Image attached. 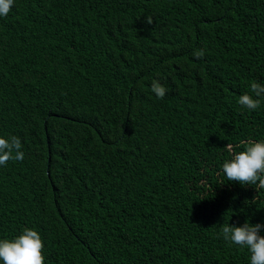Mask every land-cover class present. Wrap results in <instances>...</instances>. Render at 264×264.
<instances>
[{"label": "trees", "instance_id": "16d2710c", "mask_svg": "<svg viewBox=\"0 0 264 264\" xmlns=\"http://www.w3.org/2000/svg\"><path fill=\"white\" fill-rule=\"evenodd\" d=\"M253 81L264 0H15L0 137L25 155L0 166V240L37 231L44 264H250L220 232L264 224V189L222 172L264 141Z\"/></svg>", "mask_w": 264, "mask_h": 264}, {"label": "clouds", "instance_id": "9594fccd", "mask_svg": "<svg viewBox=\"0 0 264 264\" xmlns=\"http://www.w3.org/2000/svg\"><path fill=\"white\" fill-rule=\"evenodd\" d=\"M15 0H0V17H7L14 6ZM151 17L146 23L152 24ZM204 50L193 52L195 59H202ZM250 90L256 98L248 94L241 95L238 104L255 111L261 106L264 96V85L251 82ZM151 91L157 99H163L168 89L159 80L153 79ZM231 153V159L222 164V172L230 182H238L242 186L255 185L264 189V141L251 142L244 150L237 151L236 147L227 144L224 148ZM24 152L19 137L13 135L5 139L0 137V166H6L9 161H23ZM264 224L252 225L247 221L240 227L225 224L221 228L222 238L240 248H247L250 253V264H264ZM43 241L39 233L32 229H24L18 237L0 240V261L3 264H44Z\"/></svg>", "mask_w": 264, "mask_h": 264}, {"label": "bare ground", "instance_id": "6f19581e", "mask_svg": "<svg viewBox=\"0 0 264 264\" xmlns=\"http://www.w3.org/2000/svg\"><path fill=\"white\" fill-rule=\"evenodd\" d=\"M90 239V238H89ZM89 242V241H88ZM79 245V244H78ZM84 247V246H83ZM77 248H79V247H77Z\"/></svg>", "mask_w": 264, "mask_h": 264}]
</instances>
